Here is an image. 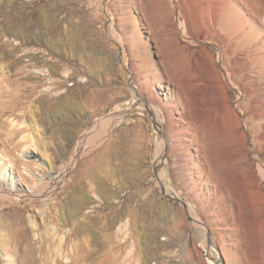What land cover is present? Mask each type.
Wrapping results in <instances>:
<instances>
[{
	"label": "rangeland",
	"instance_id": "1",
	"mask_svg": "<svg viewBox=\"0 0 264 264\" xmlns=\"http://www.w3.org/2000/svg\"><path fill=\"white\" fill-rule=\"evenodd\" d=\"M29 137L54 170L0 186V264H264V0H0L25 193Z\"/></svg>",
	"mask_w": 264,
	"mask_h": 264
},
{
	"label": "bare ground",
	"instance_id": "2",
	"mask_svg": "<svg viewBox=\"0 0 264 264\" xmlns=\"http://www.w3.org/2000/svg\"><path fill=\"white\" fill-rule=\"evenodd\" d=\"M37 74L40 77L43 76L42 72H37ZM39 148H40L39 144L34 142L29 137V145L25 146L21 151L22 161L19 162V165L24 166L23 171L25 172V175H21L20 177L24 182L30 185L28 191L25 193L21 189L17 188L16 185L17 181L15 180L13 175H9L8 173L3 172L2 174L3 182H0V186H3V189L5 191H8L10 194L20 193L21 195L30 197L31 199L35 197L34 195L35 190H37L38 187L41 185V182L44 180L45 176H51L54 170V166L51 162L46 161L42 157L39 158V156L37 155V152L40 150ZM32 162H33V167H35L36 170H33L30 167ZM19 180L21 179H18V181ZM30 224L33 230L37 229V225L35 224L34 219L30 220Z\"/></svg>",
	"mask_w": 264,
	"mask_h": 264
}]
</instances>
